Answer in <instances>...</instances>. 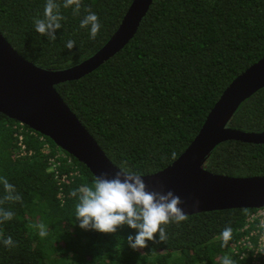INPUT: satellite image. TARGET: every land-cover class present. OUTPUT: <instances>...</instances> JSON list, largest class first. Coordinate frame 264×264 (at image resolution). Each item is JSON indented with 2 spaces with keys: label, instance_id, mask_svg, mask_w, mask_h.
Listing matches in <instances>:
<instances>
[{
  "label": "trees",
  "instance_id": "16d2710c",
  "mask_svg": "<svg viewBox=\"0 0 264 264\" xmlns=\"http://www.w3.org/2000/svg\"><path fill=\"white\" fill-rule=\"evenodd\" d=\"M132 0H81L80 15L63 8L55 41L35 31L46 0H0V32L26 60L50 70L75 65L96 52L117 29ZM87 9L101 24L95 39L80 28ZM68 40L75 41L69 50ZM264 56V0H153L133 38L92 72L55 85L101 149L119 169L152 174L171 164L192 142L230 82ZM0 113V177L13 184L19 202L4 201L12 220L0 223V264H249L231 254L254 208L187 215L165 227V242L134 251L127 225L110 234L84 230L75 219L79 188L95 177L74 157L79 175L60 190L48 158L56 145ZM244 132L264 131V87L245 99L227 122ZM33 133H32V132ZM30 154L17 156L18 134ZM45 142L48 143L45 145ZM204 167L232 177L264 175V143L227 140L208 154ZM63 163L60 171L68 170ZM77 191V196L71 195ZM60 191L63 192L61 198ZM0 184V201L5 195ZM47 236L39 235V224ZM233 229L221 247V233ZM11 236L14 246L3 240ZM158 240V233L155 234Z\"/></svg>",
  "mask_w": 264,
  "mask_h": 264
},
{
  "label": "water",
  "instance_id": "95a60500",
  "mask_svg": "<svg viewBox=\"0 0 264 264\" xmlns=\"http://www.w3.org/2000/svg\"><path fill=\"white\" fill-rule=\"evenodd\" d=\"M152 1L132 0L103 46L64 69H44L26 60L0 32V113L50 138L94 177L102 172L113 177L120 169L65 103L55 85L83 77L119 52L135 35ZM262 87L264 56L230 82L192 142L171 164L142 175L148 190L173 191L180 197V207L186 215L264 207V175L232 177L204 167L208 154L221 142L264 143V131L244 132L227 126L238 106Z\"/></svg>",
  "mask_w": 264,
  "mask_h": 264
},
{
  "label": "clouds",
  "instance_id": "9594fccd",
  "mask_svg": "<svg viewBox=\"0 0 264 264\" xmlns=\"http://www.w3.org/2000/svg\"><path fill=\"white\" fill-rule=\"evenodd\" d=\"M63 8H72L74 16L80 15L81 0H63ZM61 4L57 0H46L43 18H34V28L37 33L46 36L50 41L57 39L55 33L62 27L61 21L65 19L60 13ZM87 15L80 22V28H89L90 39L98 35L101 24L96 13L87 9ZM75 41L68 40L65 47L71 50ZM142 175L122 166L120 171L109 178L107 173L102 172L96 176L91 185L79 188V200L75 205V219L79 227L84 230H96L101 233L110 234L117 231L118 227L127 225L136 230V234L127 237L128 245L134 251L147 247L148 241L154 243L165 242L168 237L165 227L170 222L179 225L186 221L188 216L180 207L182 201L173 191H149L148 186L141 178ZM5 191L4 201L22 200L16 194L15 186L9 183L6 177H0ZM73 197L77 191H72ZM10 210L0 208V223L10 221L14 217ZM41 237H46L48 232L46 226L38 225ZM158 233V240L155 234ZM233 229L226 227L221 233V247H226L232 239ZM6 247L14 246L11 236L3 240ZM222 264H234L228 256L223 257Z\"/></svg>",
  "mask_w": 264,
  "mask_h": 264
},
{
  "label": "built area",
  "instance_id": "2783aa9c",
  "mask_svg": "<svg viewBox=\"0 0 264 264\" xmlns=\"http://www.w3.org/2000/svg\"><path fill=\"white\" fill-rule=\"evenodd\" d=\"M22 125L24 124L19 123L21 131H23ZM40 140L45 141L44 135L40 136ZM47 144L45 142V145ZM17 145V156L31 153V150H27L23 140V134L21 133L18 134ZM63 163L69 166L68 170H59V167ZM48 164L50 170L57 178L60 190L64 183L71 181L74 176L80 174L78 166L74 163L72 156L58 146L55 147L53 155L48 158ZM59 195L62 198L63 192L60 191ZM230 251L234 257L241 261H248L249 264H264V207L254 208L246 216L244 224L240 228V236L232 243Z\"/></svg>",
  "mask_w": 264,
  "mask_h": 264
}]
</instances>
